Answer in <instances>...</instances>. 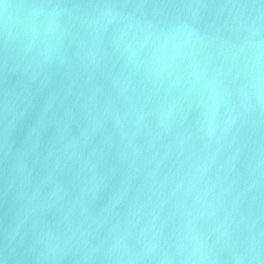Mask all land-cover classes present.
Returning <instances> with one entry per match:
<instances>
[{
	"label": "water",
	"instance_id": "95a60500",
	"mask_svg": "<svg viewBox=\"0 0 264 264\" xmlns=\"http://www.w3.org/2000/svg\"><path fill=\"white\" fill-rule=\"evenodd\" d=\"M0 264H264V0H0Z\"/></svg>",
	"mask_w": 264,
	"mask_h": 264
}]
</instances>
